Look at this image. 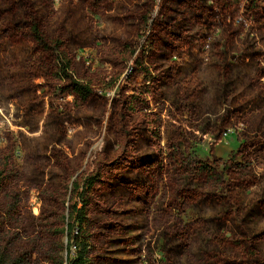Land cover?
Listing matches in <instances>:
<instances>
[{
	"label": "rangeland",
	"instance_id": "obj_1",
	"mask_svg": "<svg viewBox=\"0 0 264 264\" xmlns=\"http://www.w3.org/2000/svg\"><path fill=\"white\" fill-rule=\"evenodd\" d=\"M1 170L0 242L36 264L75 202L91 264H264V0H0Z\"/></svg>",
	"mask_w": 264,
	"mask_h": 264
},
{
	"label": "trees",
	"instance_id": "obj_2",
	"mask_svg": "<svg viewBox=\"0 0 264 264\" xmlns=\"http://www.w3.org/2000/svg\"><path fill=\"white\" fill-rule=\"evenodd\" d=\"M29 27L31 31L32 38L39 45L44 47H50L58 51V55L61 57L60 74L63 79H70L71 84L73 85L74 92L82 99H86L90 93L91 88L89 85L85 84L83 81L74 78V74H71V62L67 59V53L60 51V47L63 45V41L59 38H53L48 35L45 30L41 27L38 19L35 15L29 14ZM71 72V73H70ZM2 170L0 171V174ZM0 175V180H1ZM94 180L89 177L87 179L86 187L89 188L92 186ZM80 189V185H75L74 190L77 191ZM85 193L84 189L81 192H78V195L83 199V194ZM83 201V200H82ZM70 217L71 220L67 222L66 233L68 236V242L65 246L67 250L66 257L59 259L58 264H91L89 257L90 253V242L86 236H81L80 233L83 231L82 225L85 221V206H79V203H73L70 208ZM1 223V222H0ZM1 225V224H0ZM7 234V240L5 243L0 242V264H36V260L32 259V256L29 255H20L17 254L16 242L13 237H9ZM3 238V237H2Z\"/></svg>",
	"mask_w": 264,
	"mask_h": 264
},
{
	"label": "built area",
	"instance_id": "obj_3",
	"mask_svg": "<svg viewBox=\"0 0 264 264\" xmlns=\"http://www.w3.org/2000/svg\"><path fill=\"white\" fill-rule=\"evenodd\" d=\"M132 71V68L129 70V72Z\"/></svg>",
	"mask_w": 264,
	"mask_h": 264
}]
</instances>
